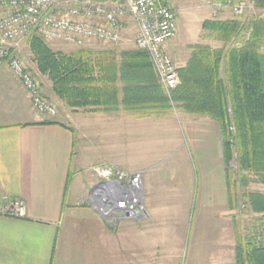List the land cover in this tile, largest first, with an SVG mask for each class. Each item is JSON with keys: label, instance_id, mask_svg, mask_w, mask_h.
Returning a JSON list of instances; mask_svg holds the SVG:
<instances>
[{"label": "crops", "instance_id": "1", "mask_svg": "<svg viewBox=\"0 0 264 264\" xmlns=\"http://www.w3.org/2000/svg\"><path fill=\"white\" fill-rule=\"evenodd\" d=\"M184 65L185 61L176 69ZM49 94L52 95L50 91ZM51 97L56 100L55 96ZM175 109L184 116L182 123L189 131L190 140L200 145L198 158L210 159V145L218 136L221 140L217 124L209 118L186 115ZM173 110L165 115L145 117L122 109L105 113L65 108L61 117L44 118L32 111L18 83L0 69V198L20 199L26 205L25 219L0 216V264H135L133 227L127 225L128 232L116 227L125 222H146L149 213L159 208L160 204L148 198L149 187L143 170L136 173L143 174L145 214L112 223L91 202L99 181L92 174L95 180L91 182L86 170L106 164L121 171L119 164L112 163L105 154L100 131L103 127L119 129L112 144L122 143L128 150L136 142L137 125L147 122L158 128L154 139L175 142L177 136L164 133L162 123L158 122ZM104 117L108 119L103 120ZM44 121L54 124H42ZM259 193L264 194L261 190ZM229 213L232 214L231 209ZM254 217L257 223L261 216ZM169 219L165 224L178 220ZM229 219L234 241L233 264L234 231H238V222L243 221L237 217ZM181 220L185 219L179 223H183ZM162 232L158 228L156 236L147 235L162 242L168 235ZM120 240L127 242L123 245Z\"/></svg>", "mask_w": 264, "mask_h": 264}, {"label": "trees", "instance_id": "2", "mask_svg": "<svg viewBox=\"0 0 264 264\" xmlns=\"http://www.w3.org/2000/svg\"><path fill=\"white\" fill-rule=\"evenodd\" d=\"M251 3L254 10L264 12V0ZM201 30L219 45L187 46L185 65L177 69L179 85L169 96L144 51L56 53L35 35H29L26 44L37 71L50 82L49 91L64 108L105 113L122 109L146 117L168 114L175 107L186 115L213 120L228 170L229 209H235L241 198L248 212L261 216L253 234L241 237L234 231L233 264H264V194H237L251 184L264 186V19L241 15L205 20ZM233 158L237 178L228 169Z\"/></svg>", "mask_w": 264, "mask_h": 264}, {"label": "rangeland", "instance_id": "3", "mask_svg": "<svg viewBox=\"0 0 264 264\" xmlns=\"http://www.w3.org/2000/svg\"><path fill=\"white\" fill-rule=\"evenodd\" d=\"M225 1L222 9L217 11L214 6L215 0H210V2L205 0H170L175 13L176 32L168 43L166 52L175 67H178L187 58L189 54L187 46L189 45L204 44L212 48L218 47L219 44L207 37V34L201 30V24L205 20L235 18L236 16L231 10L232 5L245 3L247 9L243 15L246 18L260 16L264 19V12L254 10L251 0ZM123 27L121 41L115 47L106 46L96 41L86 42L80 46L61 41L44 42L56 53L69 54L86 50L94 54L98 51L111 50L118 54L123 50L135 49L133 44L137 32L135 25L129 21ZM26 40L27 38L21 41L16 48V53L26 69L38 81L41 95L49 103L55 105L57 114L51 118L61 117L65 108L56 102L55 97L56 100L51 97L52 95L50 96L48 90L51 84L45 76L40 75L37 71ZM0 69L10 74L5 64L1 65ZM12 79L14 78L12 77ZM23 93L30 103L29 97L25 92ZM31 109L35 112L32 105ZM173 111L170 116L162 117L158 121L162 123L161 130L164 133L177 136L174 137L176 141L173 143L154 139L158 128L152 127L148 122L146 125H144L145 123L137 125V139L135 144L130 146V150L122 143L120 145L112 144V141L117 140V130L119 129L113 127L100 129L105 154L107 153L106 155L112 159V163L113 161L117 162L119 169L121 168L120 170L126 173L143 170L149 187L148 198L153 203L160 204L153 214L149 213V219L146 222L135 224L125 222L116 229L128 232L126 226L133 227L131 230L136 233L135 264H231L234 241L229 218L237 217L238 221L242 219L243 222H238V233L241 237H247V235L253 234L251 231L253 228L256 229V217L243 206L241 198L237 207L232 210V214L229 213L225 184V175L228 170L223 165L219 136L210 145V154L212 155L210 159H199L200 145L190 140L189 131L182 123L184 116L179 110ZM105 119L108 118L104 117L103 120ZM153 122H155L154 124L158 123ZM170 139L173 138L170 137ZM102 162H106V160ZM228 166L231 175L237 178V173L234 172L237 169L236 160L233 158ZM94 167H89L86 170L91 182L95 180L93 177L95 174L92 171ZM260 190L264 193V187L251 184L248 188L238 190L237 194L241 196L243 193L259 192ZM172 217L178 219L177 223L165 224ZM180 219L185 220H181L183 223H179ZM166 227L167 231H165ZM158 228L168 233L165 236V241L148 238L149 234L156 236ZM120 242L124 245L127 241L120 240Z\"/></svg>", "mask_w": 264, "mask_h": 264}, {"label": "built area", "instance_id": "4", "mask_svg": "<svg viewBox=\"0 0 264 264\" xmlns=\"http://www.w3.org/2000/svg\"><path fill=\"white\" fill-rule=\"evenodd\" d=\"M225 2L216 0L215 10H221ZM246 9L245 3L231 6L236 17ZM129 21L137 31L133 41L135 49L147 54L160 85L169 96L179 85L177 69L166 52L176 32L170 0H0V67L6 65L37 115L54 117L55 105L43 98L38 81L16 53L21 41L35 35L45 42L80 46L96 41L115 47L121 41L124 24ZM92 171L99 182L91 202L105 220L112 223L141 214L142 173H126L106 164L95 166ZM0 216L25 219L26 205L20 199L0 198Z\"/></svg>", "mask_w": 264, "mask_h": 264}, {"label": "water", "instance_id": "5", "mask_svg": "<svg viewBox=\"0 0 264 264\" xmlns=\"http://www.w3.org/2000/svg\"><path fill=\"white\" fill-rule=\"evenodd\" d=\"M144 214H145V211H144V209H142V212H141V214L138 215V217H142Z\"/></svg>", "mask_w": 264, "mask_h": 264}]
</instances>
